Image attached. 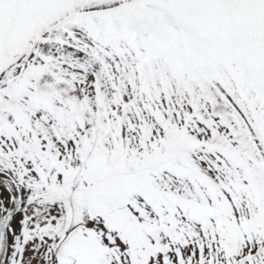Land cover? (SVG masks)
<instances>
[{
	"label": "snow or ice",
	"instance_id": "obj_1",
	"mask_svg": "<svg viewBox=\"0 0 264 264\" xmlns=\"http://www.w3.org/2000/svg\"><path fill=\"white\" fill-rule=\"evenodd\" d=\"M0 264H264V0H0Z\"/></svg>",
	"mask_w": 264,
	"mask_h": 264
}]
</instances>
